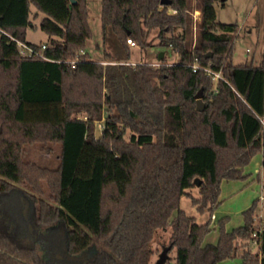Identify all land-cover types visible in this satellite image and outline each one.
Segmentation results:
<instances>
[{
    "label": "trees",
    "instance_id": "obj_1",
    "mask_svg": "<svg viewBox=\"0 0 264 264\" xmlns=\"http://www.w3.org/2000/svg\"><path fill=\"white\" fill-rule=\"evenodd\" d=\"M161 1L101 0L99 63L86 52L87 0H0V27L11 36L41 49L26 40L33 7L34 17L45 15L40 28L49 36L45 58L22 57L0 37V264H50L5 217L3 198L17 190L32 206L34 234L61 225L68 255L93 251L76 264H150L155 234L168 228L175 264L237 256L264 264V233L259 251L250 246L256 202L232 232L227 218L219 221L217 244L204 243L211 221L199 224L180 208L186 196L212 216L222 181L246 179L244 168L264 152V55L258 65L232 62L239 26L217 21L218 0ZM153 31L156 46L178 62L168 63L165 52L159 66L130 64L127 40L152 47ZM195 63L201 68L193 71ZM207 67L222 78L214 82ZM200 91L203 112L196 110ZM34 144L48 154L59 146L58 167L29 161L25 146ZM197 178L199 197L190 192Z\"/></svg>",
    "mask_w": 264,
    "mask_h": 264
},
{
    "label": "rangeland",
    "instance_id": "obj_2",
    "mask_svg": "<svg viewBox=\"0 0 264 264\" xmlns=\"http://www.w3.org/2000/svg\"><path fill=\"white\" fill-rule=\"evenodd\" d=\"M200 0H189L193 7H197ZM87 8L89 13V23L92 30V37L87 42L86 52L94 62L101 63L104 61L103 32H102V4L101 0H87ZM217 13V21L223 24H238L239 30L234 42L232 62L235 65L242 63L260 64L264 55V0H218L215 3ZM33 16L31 18L32 26L27 30L26 40L28 43L36 45H44L49 41V36L40 28V22L45 17L43 13H39L38 17H34L36 8H32ZM194 19V37L197 34V24L201 20V12L198 9L192 11ZM158 31H153L149 37L152 47L142 48L138 44L131 48L132 56L131 64L150 63L151 65L160 64L158 52L161 51L156 45L159 43L157 38ZM163 52V50L161 51ZM166 61L171 64L178 62L177 54L172 50L166 49ZM205 105V104H204ZM197 108V107H196ZM103 121L97 124V133L101 135ZM130 132L126 137L129 138ZM27 151V159L36 162L42 166L57 168L59 165L58 154L60 147L56 146L53 153L41 151L38 144L25 146ZM263 151L252 158L250 163L244 168V174L249 178L241 180H223L221 183V204L211 216L209 212L199 213L197 207L188 197H182L180 208L187 215L195 217L197 223L203 224L211 221V232L206 235L204 243H215L219 238L218 223L220 220L227 218L225 225L226 231H232L241 226L243 221V213L252 207L256 202L254 221L255 226L264 219V166ZM195 197H199V187H195L190 191ZM19 190L9 196L3 198L2 207L10 225L17 231L19 236L30 242L36 240L38 248L42 255L47 257L50 264H76L69 260L65 254L62 245L65 244V237L62 235V226L54 225L40 228V235L34 234L30 223L32 215V206L29 202L28 216L24 214L25 200H29ZM38 235V237H37ZM171 229L158 230L151 243L152 255L150 264H158L162 251L169 246ZM38 238V239H37ZM39 240V241H38ZM61 245V246H60ZM58 248H61L58 251ZM256 252L257 249H251ZM168 264H175V251L168 255ZM242 258L237 256L233 259H227L219 264H241Z\"/></svg>",
    "mask_w": 264,
    "mask_h": 264
},
{
    "label": "built area",
    "instance_id": "obj_3",
    "mask_svg": "<svg viewBox=\"0 0 264 264\" xmlns=\"http://www.w3.org/2000/svg\"><path fill=\"white\" fill-rule=\"evenodd\" d=\"M3 35L8 36L11 39V41L16 44L18 51H19V54L22 57L45 58L43 55V50H45L47 48L46 45H42L41 49H37L36 47L31 46V45L13 37V36H11L8 32H6L4 29H2L0 27V37H2ZM127 42L131 47L137 46V44L132 39H128ZM84 53L85 52L82 51V54H84ZM72 64L74 66L75 62H73ZM133 65H135V64H133ZM159 65L160 64H156L154 66H159ZM191 67L193 68V71H196V70L201 68L197 63L191 65ZM204 71L207 73L208 76L212 77V80L214 82H217L219 79L222 78L221 73L213 71L210 67L204 68ZM263 157H264V152H263ZM261 198H262V201H264L263 196ZM263 233H264V219L261 218V221H259V223L255 226V229L252 233V238H251V242H250L251 249L256 248L257 251H259V249L261 247V237H262Z\"/></svg>",
    "mask_w": 264,
    "mask_h": 264
},
{
    "label": "water",
    "instance_id": "obj_4",
    "mask_svg": "<svg viewBox=\"0 0 264 264\" xmlns=\"http://www.w3.org/2000/svg\"><path fill=\"white\" fill-rule=\"evenodd\" d=\"M171 2L169 1V0H162L161 1V4L162 5H167V4H170ZM162 58H163V52H161L160 53V55H159V59L160 60H162ZM196 99H197V108H196V110L198 111V112H203L204 111V102H203V100H202V92L200 91L197 95H196ZM195 185L197 186V187H200V185H201V180L199 179V178H197L196 180H195ZM24 202H25V209H24V214L26 215V216H28V209H29V200L27 201V200H25L24 199ZM62 228V235H63V237H65V231H64V228L63 227H61ZM63 249H64V251H65V256L69 259V260H72V261H74L75 263H82V262H85L86 260H88L90 257H91V255H92V252L89 250V251H86V252H84V253H82L80 256H70V255H68V253L66 252V250H67V247H66V241H65V244L63 245ZM168 251H169V248H165L163 251H162V253H161V255H160V259H159V262H158V264H165L166 263V261L168 260Z\"/></svg>",
    "mask_w": 264,
    "mask_h": 264
},
{
    "label": "crops",
    "instance_id": "obj_5",
    "mask_svg": "<svg viewBox=\"0 0 264 264\" xmlns=\"http://www.w3.org/2000/svg\"><path fill=\"white\" fill-rule=\"evenodd\" d=\"M160 53H161V52L159 51V52H158V59H159V55H160ZM164 56H165V52H163V58H164ZM163 58H162V59H163ZM159 60H160V59H159ZM263 160H264V158H263ZM262 164H263V162H262ZM249 175H251V174H249ZM249 175H246L247 178L250 177ZM243 224H244V217H243V221H242L241 226H242ZM241 226H240V227H241ZM238 228H239V227H238ZM235 229H236V228H235ZM233 230H234V229H233ZM233 230H232V231H233ZM232 231H227V232H232ZM218 240H219V238H218ZM217 242H218V241H216L215 243H208V244H217Z\"/></svg>",
    "mask_w": 264,
    "mask_h": 264
},
{
    "label": "flooded vegetation",
    "instance_id": "obj_6",
    "mask_svg": "<svg viewBox=\"0 0 264 264\" xmlns=\"http://www.w3.org/2000/svg\"><path fill=\"white\" fill-rule=\"evenodd\" d=\"M92 253H93V251L92 250H90Z\"/></svg>",
    "mask_w": 264,
    "mask_h": 264
}]
</instances>
